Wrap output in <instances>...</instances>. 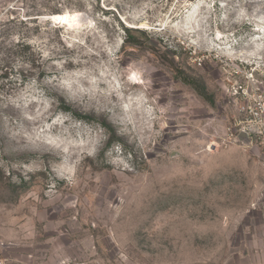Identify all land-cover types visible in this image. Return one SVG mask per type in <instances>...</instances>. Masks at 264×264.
<instances>
[{
    "label": "rangeland",
    "instance_id": "rangeland-1",
    "mask_svg": "<svg viewBox=\"0 0 264 264\" xmlns=\"http://www.w3.org/2000/svg\"><path fill=\"white\" fill-rule=\"evenodd\" d=\"M260 100L264 0H0V264H264Z\"/></svg>",
    "mask_w": 264,
    "mask_h": 264
},
{
    "label": "built area",
    "instance_id": "built-area-1",
    "mask_svg": "<svg viewBox=\"0 0 264 264\" xmlns=\"http://www.w3.org/2000/svg\"><path fill=\"white\" fill-rule=\"evenodd\" d=\"M243 111L245 113H248L252 119L260 120L261 124L263 123V125H264V100L258 101V103L253 105V106L243 107ZM245 129H243L242 131H246ZM231 136L234 137L233 134H231Z\"/></svg>",
    "mask_w": 264,
    "mask_h": 264
},
{
    "label": "water",
    "instance_id": "water-1",
    "mask_svg": "<svg viewBox=\"0 0 264 264\" xmlns=\"http://www.w3.org/2000/svg\"><path fill=\"white\" fill-rule=\"evenodd\" d=\"M238 139L240 142L246 144V145H250L251 144V138L250 135L246 132V131H242L240 132Z\"/></svg>",
    "mask_w": 264,
    "mask_h": 264
},
{
    "label": "bare ground",
    "instance_id": "bare-ground-1",
    "mask_svg": "<svg viewBox=\"0 0 264 264\" xmlns=\"http://www.w3.org/2000/svg\"><path fill=\"white\" fill-rule=\"evenodd\" d=\"M52 17H54V19H59V20H64V17H62V16H52ZM82 17V14H76V15H74L73 17H71V19H70V21L71 22H76V21H79V19ZM83 18V17H82ZM67 18H65V20H66Z\"/></svg>",
    "mask_w": 264,
    "mask_h": 264
},
{
    "label": "trees",
    "instance_id": "trees-1",
    "mask_svg": "<svg viewBox=\"0 0 264 264\" xmlns=\"http://www.w3.org/2000/svg\"><path fill=\"white\" fill-rule=\"evenodd\" d=\"M126 32H127V33L130 32L129 29H126ZM62 109H63V111H65V112H73V111L70 109V107H67L66 105H64V107H62Z\"/></svg>",
    "mask_w": 264,
    "mask_h": 264
}]
</instances>
